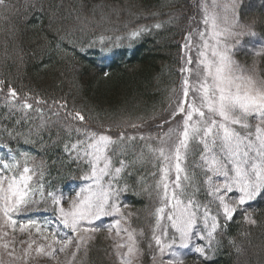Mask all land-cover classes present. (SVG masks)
Here are the masks:
<instances>
[{
  "label": "trees",
  "instance_id": "obj_1",
  "mask_svg": "<svg viewBox=\"0 0 264 264\" xmlns=\"http://www.w3.org/2000/svg\"><path fill=\"white\" fill-rule=\"evenodd\" d=\"M200 14L196 0H7V7L0 6V143L13 149L17 161H26L38 183L55 186L80 174L78 164L73 167L61 156L66 142L91 132L116 140L112 154L116 164L125 163L126 213L147 261L156 249L160 200L155 184L163 162L147 152L167 139L164 119L185 99L182 69L195 63L196 47L189 51L184 45L189 33L198 43L194 33ZM245 14L264 36V8L245 9ZM129 31L137 35L128 36ZM102 35L105 41H123L108 62L100 57ZM187 56L192 65L186 64ZM259 66L264 77V55ZM9 89L16 91V100L48 111L14 114L5 103ZM67 112L86 119L71 120ZM177 121L182 125L180 115L171 127ZM191 176L199 184L197 192L192 182L183 195L206 199L201 175L193 171ZM250 219L255 223L219 216L208 255L188 256L183 264H264V199ZM74 264H116L105 235L97 233Z\"/></svg>",
  "mask_w": 264,
  "mask_h": 264
},
{
  "label": "snow or ice",
  "instance_id": "obj_2",
  "mask_svg": "<svg viewBox=\"0 0 264 264\" xmlns=\"http://www.w3.org/2000/svg\"><path fill=\"white\" fill-rule=\"evenodd\" d=\"M0 6L7 7V0H0ZM204 11L206 31L197 33L200 43L193 44L191 42L192 34L189 33L186 37L189 43L184 45L189 51L192 47H196L198 53L195 61L196 67L182 69L194 78L195 82L191 85L189 79L183 81V97L188 98L191 92L192 99H183L177 103L169 116L164 119V123L169 125L168 131L165 133L167 139L160 146L150 150L167 160L170 166L175 161L174 167L177 174L175 188H181L180 173L185 172V169L181 167V161L186 158L190 141L199 137L197 145L203 146L201 167L206 169L205 174L211 173L224 177L223 183L217 184L212 181V176L208 175L209 195L218 202L217 208L222 210L225 219L231 220L243 205L258 197L264 198V77H258L254 70L249 71L234 59V46L239 43L238 38L245 34L242 30L247 27L236 18L235 4L211 0L209 7L205 0ZM221 22L228 26L221 29ZM237 28L241 31H236ZM248 34L254 35L255 33L249 30ZM133 35H137V33H133ZM185 62L192 65L194 60L191 56H187ZM3 83L0 81V84ZM9 95L15 98L17 93L14 89H9ZM54 103L61 108L67 107L66 104ZM23 107L31 109L33 105L25 100ZM66 115L74 121L82 122L86 119L80 112H67ZM177 115L181 116L182 125L177 121V127L173 128L171 122L176 120ZM236 126H239L244 132L237 130ZM131 127L137 126L131 125ZM129 139H135V137H129ZM140 139L143 140L144 137L141 136ZM118 140L123 141L124 135L121 134ZM92 141L88 147L93 148L94 153H88L85 150V155H93L95 162L100 161L101 153L105 152L109 146L117 143L111 136L97 133L92 134ZM103 158L105 160L104 167L99 171L107 175L109 174V161L107 156ZM0 165L4 172L19 167L16 163H3L2 161H0ZM122 170L123 164L121 167H115L111 175H119ZM28 172L29 168L24 166L19 179L15 175L12 177L0 175V201H3L0 203V213H3L4 217L13 224L15 221L11 220V214L22 210L27 211L30 206L27 199L30 187L27 181L30 176L25 175ZM92 174L96 175V163L93 164ZM184 179H188L187 174ZM162 187L165 204H167L169 201L168 184L162 183ZM234 187L238 190L239 195L234 200H229L227 194L231 193ZM48 195L54 204H59V199L53 193H48ZM182 195L183 192L178 193L175 190L172 192L171 200L175 203L170 210L171 214L167 217L172 221V227L176 229L178 236L173 237L172 242L168 244L162 243L159 236H154L161 253L160 264H165L163 255L166 251L170 257L167 264H183L182 257L176 251L171 250L177 240L179 247L188 248L193 229L197 224V212L200 205H197L191 198L180 199ZM110 200L111 197L106 191H102L95 199L92 197L79 198L73 202V210L66 212L62 207L59 209L62 222L75 232L80 230L81 222L84 220L91 224L92 217L110 214L112 211L119 213L118 206ZM203 207L202 218L207 224L210 210L206 205ZM157 212L163 213L164 208L157 209ZM245 219H249V217L246 216ZM211 221V231L206 233L210 241L219 226L216 216H211ZM249 222L255 223L251 219ZM34 223V221H29V224ZM23 227L21 225V228ZM97 230L96 228L83 229L84 232ZM163 234L167 235V231L164 230ZM204 238L201 237V239ZM84 242V237L78 241L60 239L56 243L63 247L52 251L53 253L65 251L68 246L74 243L79 250ZM118 247H124V245H118ZM37 250L43 251L44 249L41 247ZM195 250L202 256L206 255V250L203 247H197ZM132 253L133 248L129 246L126 254L129 259L122 261V264H132Z\"/></svg>",
  "mask_w": 264,
  "mask_h": 264
},
{
  "label": "rangeland",
  "instance_id": "obj_3",
  "mask_svg": "<svg viewBox=\"0 0 264 264\" xmlns=\"http://www.w3.org/2000/svg\"><path fill=\"white\" fill-rule=\"evenodd\" d=\"M219 3H234L236 18L243 25H246L242 31L244 35L240 36L239 43L234 46V59L240 63L242 66L247 68L249 71L254 70L258 77H261L260 71L261 66H259L260 58L264 55V36L258 33L253 23L247 20L245 14L246 10H252L256 7L264 8V0H218ZM207 3L210 7L211 0H207ZM196 5L200 10V15L202 17L199 22L200 29L194 33V38L197 39L200 43V38L198 32L206 31L204 25L205 18V0H196ZM241 9H243L241 11ZM223 15V13H221ZM221 29L227 27L228 25L221 22ZM198 27V23L195 25V28ZM249 30L254 35H249ZM131 31V30H130ZM127 32L131 33L135 32ZM236 31H241L237 28ZM126 36V38L128 37ZM103 41L102 48L100 50V57L103 56V59L109 61L112 56L113 50L119 46L120 43H123L118 38L104 40L103 35L98 37ZM126 42V41H125ZM198 56L197 48L194 51V60L196 61ZM196 64L194 63L191 68H195ZM202 67V66H201ZM188 68V67H187ZM184 79H189L190 85L194 83V78L188 73L185 72ZM192 99V94L188 98ZM15 98L10 96L7 97L5 103H7L10 108L14 111V114L19 115H29L32 113L44 114L48 110H39L36 107L31 109L24 108L23 104L26 99L18 98L16 101ZM27 101V100H26ZM27 103H30L27 101ZM31 104V103H30ZM195 119V117H194ZM237 130L244 132L243 129H240L239 126H236ZM91 133L81 134V138H73L72 141L66 142L63 147L62 155L65 157L67 164L75 165L78 164L80 171L78 178H70L63 181L62 184H56L55 186H45L43 183H38L35 180L31 167L26 163L25 160L17 161L16 155L13 153V149L8 147L6 144L0 143V161L3 163H16L19 167L13 168L10 171L4 172L2 170V165H0V175H6L8 177L16 176L19 179V175L22 173L24 166L29 168V172L25 175L30 176V179L27 181L29 187V195L27 197L29 201V207L27 211H21L18 213L11 214V220L15 221V224L11 223L8 218L4 217L3 213H0V264H74L77 260V257L83 255L84 250L87 244L93 239L97 233L105 235L106 240L109 243V246L112 250L114 261L116 264H122V261L129 259L126 255L128 247L133 248V253L131 256L132 264H160L161 253L159 251V246L156 245V249L149 261L145 259V255L139 246V234L135 230L131 229L129 224V214L126 213L127 203L125 199L124 189L125 186L122 185V173L124 170V161H120L119 164H116L112 154L113 147L112 145L109 148L101 153V159L99 162L94 161L93 155H85V150L88 153H94V149L88 147V145L93 142ZM108 135L107 133H97ZM166 140V139H165ZM163 140V141H165ZM199 137L195 140L190 141V147L187 152L186 158L181 161V167L185 169V172H181V188H175L176 183V171H175V161L170 166L168 161L164 158L159 157L158 153H153L148 150L147 154L149 156L159 157L161 159L162 165L160 168V178L155 184V191L159 197L160 204L159 208H164L163 213L157 212V219L159 221L158 228L156 226V236L162 234L164 230L167 231V235L162 234L160 239L162 243L168 244L172 242L173 237L178 236L176 229L172 227V221L168 220V215L171 214L172 205L175 201L171 200V194L175 190L176 192H184L185 188L189 189L188 186L193 182L191 188L197 192V179H192L191 174L193 171L197 175H201L203 179L202 186L200 189L206 195V199L201 200L195 194L182 195L180 199L186 200V198H191L197 205H200L197 212V224L193 229V235L189 243L188 248L179 247V241L177 240L176 245L173 246L171 251H176L184 260L188 256H193L194 258H204L206 257L207 251L211 250L212 241L215 236L213 233V238L211 241L207 238L206 233L211 231V216H223L222 210L217 208V201L213 196L209 195V183L208 175L212 176V181L217 184H221L224 181V177L215 176L209 173L206 175V169L202 168L201 165L203 161L201 160L202 145H197ZM162 144V142H161ZM160 144V145H161ZM159 145V146H160ZM75 146V147H73ZM165 151L167 152V147L165 146ZM184 155V153H182ZM104 156L108 157L109 167L107 175L101 173L99 169L104 167ZM96 163V175L93 176V164ZM123 164V170L119 175H111L115 167H121ZM187 174L188 179L185 180L184 176ZM234 175V173H233ZM41 179V178H40ZM175 179V180H170ZM162 183L168 184V197L169 201L165 204L164 198V189ZM196 186V187H194ZM48 190V192H47ZM102 191L109 193L111 197L110 202H114L119 208V213L112 211L110 214H101L98 217L91 218V224L87 220L81 222L82 227L79 231H72L71 227H66L61 218V213L59 209L62 207L66 212L73 210V202L82 197H92L93 199L96 196L100 195ZM48 193H53L58 199L59 204H54L52 198ZM193 195V196H192ZM239 195L238 190L234 187L231 193L227 194L229 200H234ZM35 199H38V202H42L45 205L42 207H37ZM264 198H256L252 201H249L243 205L234 215L245 218L246 216L250 219V214L255 204L263 200ZM3 203V201H0ZM207 206L210 210L209 220L207 224L204 223L202 214L204 212V207ZM224 217V216H223ZM225 218V217H224ZM71 219V218H69ZM245 219V220H249ZM29 221H34V224H29ZM119 221V224H117ZM21 225L24 227L21 228ZM84 228H96L98 229L95 232H84ZM126 229V231H125ZM160 230V231H159ZM163 230V231H162ZM131 236V239L129 237ZM81 237L85 238V242L81 244L79 250H77L75 243L68 246L65 251H56L53 253V249H59L63 245L56 243L60 239H72L73 241H78ZM201 237H205L201 239ZM118 245H124V247H118ZM43 248V251H38V248ZM151 247H154V243H151ZM197 247H203L206 250V255L202 256L195 249ZM75 253V256H73ZM155 258V259H154ZM169 254L166 251L163 255V260L165 264L169 259Z\"/></svg>",
  "mask_w": 264,
  "mask_h": 264
}]
</instances>
